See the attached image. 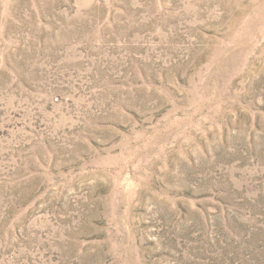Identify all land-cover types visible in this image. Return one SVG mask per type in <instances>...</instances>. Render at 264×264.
I'll return each instance as SVG.
<instances>
[{"label":"rangeland","instance_id":"obj_1","mask_svg":"<svg viewBox=\"0 0 264 264\" xmlns=\"http://www.w3.org/2000/svg\"><path fill=\"white\" fill-rule=\"evenodd\" d=\"M0 264H264V0H0Z\"/></svg>","mask_w":264,"mask_h":264}]
</instances>
